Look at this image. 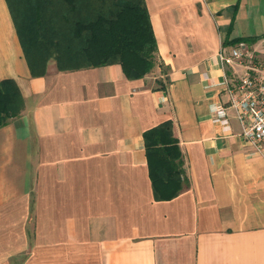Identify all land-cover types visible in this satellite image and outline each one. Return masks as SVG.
Returning <instances> with one entry per match:
<instances>
[{"label":"crops","instance_id":"1","mask_svg":"<svg viewBox=\"0 0 264 264\" xmlns=\"http://www.w3.org/2000/svg\"><path fill=\"white\" fill-rule=\"evenodd\" d=\"M145 4L162 69L128 78L51 59L33 75L0 0V80L24 98L0 126V264H264V159L233 109L229 128L210 110L227 102L221 46L264 48V0ZM167 119L189 185L156 200L143 132Z\"/></svg>","mask_w":264,"mask_h":264},{"label":"trees","instance_id":"2","mask_svg":"<svg viewBox=\"0 0 264 264\" xmlns=\"http://www.w3.org/2000/svg\"><path fill=\"white\" fill-rule=\"evenodd\" d=\"M16 1L22 7L30 51L24 46L9 1L8 4L33 75L44 72L49 59L44 56L52 50L59 69L119 63L128 78L143 77L162 64L145 0H37L26 5L22 0ZM55 1L66 5V11L60 12L63 26L60 32L49 33L50 38L56 37L55 41H45L44 34L38 31L42 22L40 14L50 11ZM257 38L238 37L231 41ZM157 83L164 87L162 80ZM23 107L24 98L16 81L1 79L0 126L19 115ZM143 139L154 199L175 197L189 185V180L178 139L172 133V121L167 119L146 129Z\"/></svg>","mask_w":264,"mask_h":264},{"label":"built area","instance_id":"3","mask_svg":"<svg viewBox=\"0 0 264 264\" xmlns=\"http://www.w3.org/2000/svg\"><path fill=\"white\" fill-rule=\"evenodd\" d=\"M219 59L231 73L222 82L227 102L211 105L212 119L229 128L226 109H233L240 136L264 159V48L238 40L222 45Z\"/></svg>","mask_w":264,"mask_h":264},{"label":"rangeland","instance_id":"4","mask_svg":"<svg viewBox=\"0 0 264 264\" xmlns=\"http://www.w3.org/2000/svg\"><path fill=\"white\" fill-rule=\"evenodd\" d=\"M8 1L10 3V6L14 14V17L16 19V22L18 23L20 35L22 37L24 46L27 48L28 51H30V41L28 40V35H27L26 28L23 22L22 7L20 6V4H18L16 0H8ZM22 1L24 2V5H26L25 3L27 2H30L33 4L37 0H22ZM82 8L84 9L85 5H83ZM61 11H66V5H64L62 2L55 1L54 5L51 6L50 11L45 10L44 12H42L43 14H40L42 15L41 17L42 22L39 26L38 31L44 34L42 35V37L45 39V41L53 42L56 40V37L50 38L49 33L56 34V32L57 33L60 32L59 29H61V27L63 26V24L61 23V19H60ZM258 32H261V31L254 24L252 25V27H247L242 24L240 29L237 31V34H242V35H247L249 33L259 34ZM39 38L42 40L41 37ZM44 53L45 51L43 49V54ZM44 57L49 58L48 60L50 59L55 60V51L52 50L50 51V53L46 52V55ZM156 66H157V69H159V71L162 69L161 66H158V65Z\"/></svg>","mask_w":264,"mask_h":264}]
</instances>
